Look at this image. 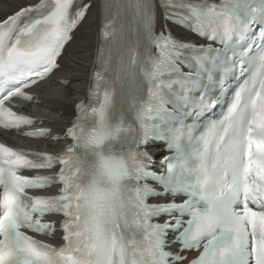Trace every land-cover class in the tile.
<instances>
[{"label":"snow or ice","instance_id":"1","mask_svg":"<svg viewBox=\"0 0 264 264\" xmlns=\"http://www.w3.org/2000/svg\"><path fill=\"white\" fill-rule=\"evenodd\" d=\"M158 4L166 21L190 26L211 42L177 40L170 29L157 34V0H103L100 67L88 101L76 105L65 131L72 143L58 152L0 143V264H264V0ZM91 6L40 0L0 20V127L19 130L42 119L7 105L35 99L30 89L59 69L72 31ZM125 12L131 13L127 29ZM125 31L136 39L121 53ZM253 47L255 56L249 55ZM246 65L254 70L238 83L227 113L202 122L195 110L221 103L228 79L239 81ZM166 92L175 98L172 111ZM190 113L195 118L186 125ZM166 117L175 122L169 129L161 126ZM166 132L187 139L174 140L172 154L153 170L145 146ZM58 165L43 175L20 174ZM57 184V195L31 194ZM162 196L172 199L149 202ZM48 216L63 217L59 246L29 234L52 235L57 221ZM172 245L179 250H167ZM191 250L199 255L181 254Z\"/></svg>","mask_w":264,"mask_h":264},{"label":"bare ground","instance_id":"2","mask_svg":"<svg viewBox=\"0 0 264 264\" xmlns=\"http://www.w3.org/2000/svg\"><path fill=\"white\" fill-rule=\"evenodd\" d=\"M38 1L0 0V20L12 15L20 8ZM87 1H90L92 6L83 22L74 32L72 41L66 46L65 53L60 59L61 68L55 71L51 80L42 83L35 90L38 100L35 109L38 113L37 116L42 118L37 120V125L51 128L50 136L63 137L66 127L71 124L76 115L75 107L77 103L87 96L93 83L92 73L97 68L100 34L105 22V14L103 4L99 0ZM130 17L129 12H127L123 21L126 22ZM159 26L162 27V19H159ZM170 27L182 39H198L196 35L187 29L175 24H170ZM63 80H67L68 83H62ZM129 99L130 96L126 94L124 96L125 105ZM43 144L48 148H53L59 146L60 142L50 138ZM163 147L151 145L152 151L157 152L162 151Z\"/></svg>","mask_w":264,"mask_h":264}]
</instances>
